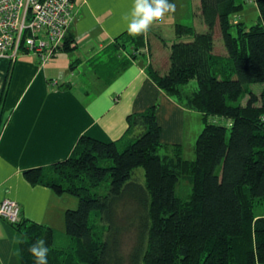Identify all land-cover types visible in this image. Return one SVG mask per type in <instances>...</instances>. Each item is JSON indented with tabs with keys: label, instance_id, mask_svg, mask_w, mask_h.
<instances>
[{
	"label": "trees",
	"instance_id": "obj_1",
	"mask_svg": "<svg viewBox=\"0 0 264 264\" xmlns=\"http://www.w3.org/2000/svg\"><path fill=\"white\" fill-rule=\"evenodd\" d=\"M244 1L200 0L205 29L175 25L165 66L147 67L167 95L201 114L194 158L162 141L157 103L127 114L116 140L82 134L65 160L25 173L77 196L78 206L64 213L65 246L48 225L10 223L21 264H34L29 247L41 238L48 264H264V213L255 211L264 205V0H254L251 25L231 18ZM119 37L144 45L143 34ZM72 44L67 34L59 50Z\"/></svg>",
	"mask_w": 264,
	"mask_h": 264
},
{
	"label": "crops",
	"instance_id": "obj_2",
	"mask_svg": "<svg viewBox=\"0 0 264 264\" xmlns=\"http://www.w3.org/2000/svg\"><path fill=\"white\" fill-rule=\"evenodd\" d=\"M73 2L67 32L73 39L70 50H56L43 63L31 52L0 57V200L16 201L21 219L40 220L64 243V213L75 201L69 204L67 194L32 184L26 171L65 160L82 134L104 141L118 139L125 132L127 114L156 103L162 141L181 143L191 109L159 88L147 67L166 64L169 44L161 36L164 28L173 35L177 24L205 29L200 0H169L175 12L155 22L134 53V43L115 41L127 32L123 17L133 0ZM248 7L244 11L257 8L259 14L256 3ZM242 13L232 20H241ZM0 264H21L16 230L2 217Z\"/></svg>",
	"mask_w": 264,
	"mask_h": 264
},
{
	"label": "built area",
	"instance_id": "obj_3",
	"mask_svg": "<svg viewBox=\"0 0 264 264\" xmlns=\"http://www.w3.org/2000/svg\"><path fill=\"white\" fill-rule=\"evenodd\" d=\"M73 6V0H0V57L31 52L46 61L65 40ZM0 217L17 222V202L0 200Z\"/></svg>",
	"mask_w": 264,
	"mask_h": 264
},
{
	"label": "rangeland",
	"instance_id": "obj_4",
	"mask_svg": "<svg viewBox=\"0 0 264 264\" xmlns=\"http://www.w3.org/2000/svg\"><path fill=\"white\" fill-rule=\"evenodd\" d=\"M254 1V0H253ZM252 0H246L243 2V7L241 10H239L237 13H241V11H243L242 13V18L241 20L246 24V25H251L253 23H255L257 21L258 18V13H257V8L253 9V11L251 10H245L243 8H246L249 6V4L255 5V3ZM249 8V7H248ZM236 13L231 14V17H234ZM153 34V33H152ZM152 34H149L150 36ZM161 36H163L166 40V42L168 44H170L173 41V32L172 30L168 31L167 28H164L162 30ZM152 37H155V35L153 34ZM190 36H184L183 39L189 38ZM218 37H216L217 39ZM147 42L149 43V37L147 39ZM148 45V44H147ZM145 47V46H144ZM149 48V47H148ZM140 50L141 48H134V53H136V51ZM146 50V47H145ZM257 84H253V86L255 87ZM185 90H187L188 92L192 91L193 89H195L196 87V81L195 79H191L187 85L184 86ZM256 88V87H255ZM246 96L241 97L240 101L244 102L245 101ZM187 120L189 122V127L188 130H185L184 136H183V140L181 141V146H182V152H183V156L187 159H192L195 156L194 153V143L195 140L199 134V132L201 131V129L203 128V120L201 118V114L196 111L191 109L188 113L187 116ZM186 120V121H187ZM187 187H185L183 184L181 185V193L185 194ZM67 194V193H64ZM66 198H69L67 201L70 204V201L73 200L75 201L74 204H71V208L75 209L78 206V197L73 195V194H67ZM255 211L256 213H264V205L261 206H255ZM65 228V226H64ZM132 238L129 234H127L124 237L123 240V248L125 251H127L131 244H132ZM55 245L56 246H65L66 244L64 242H62V238L58 237V239L55 241Z\"/></svg>",
	"mask_w": 264,
	"mask_h": 264
},
{
	"label": "clouds",
	"instance_id": "obj_5",
	"mask_svg": "<svg viewBox=\"0 0 264 264\" xmlns=\"http://www.w3.org/2000/svg\"><path fill=\"white\" fill-rule=\"evenodd\" d=\"M174 12L175 4L169 0H133L130 12L123 17L126 31L133 37L145 34L155 22ZM29 252L34 257V264H48L49 248L43 238L31 244Z\"/></svg>",
	"mask_w": 264,
	"mask_h": 264
}]
</instances>
